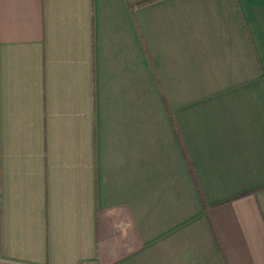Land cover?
<instances>
[{
  "label": "crops",
  "instance_id": "1",
  "mask_svg": "<svg viewBox=\"0 0 264 264\" xmlns=\"http://www.w3.org/2000/svg\"><path fill=\"white\" fill-rule=\"evenodd\" d=\"M0 264H264V0H0Z\"/></svg>",
  "mask_w": 264,
  "mask_h": 264
}]
</instances>
